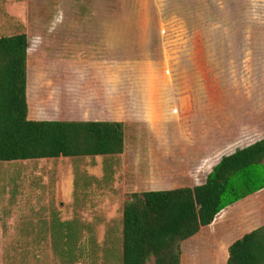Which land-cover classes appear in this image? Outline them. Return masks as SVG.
<instances>
[{
    "label": "rangeland",
    "instance_id": "374dc122",
    "mask_svg": "<svg viewBox=\"0 0 264 264\" xmlns=\"http://www.w3.org/2000/svg\"><path fill=\"white\" fill-rule=\"evenodd\" d=\"M16 33L29 39V119L120 121L125 143L0 162V264H61V221L81 230L75 264H121L131 194L189 184L207 129L264 100V0H0V37Z\"/></svg>",
    "mask_w": 264,
    "mask_h": 264
},
{
    "label": "trees",
    "instance_id": "16d2710c",
    "mask_svg": "<svg viewBox=\"0 0 264 264\" xmlns=\"http://www.w3.org/2000/svg\"><path fill=\"white\" fill-rule=\"evenodd\" d=\"M29 39L0 37V162L115 156L123 152L120 121L31 120L26 98ZM264 138L224 155L194 187L133 192L122 212L121 264H180L181 244L226 207L264 187ZM73 221L51 226L61 264L82 257ZM226 264H264V225L236 240Z\"/></svg>",
    "mask_w": 264,
    "mask_h": 264
},
{
    "label": "crops",
    "instance_id": "0c3cea01",
    "mask_svg": "<svg viewBox=\"0 0 264 264\" xmlns=\"http://www.w3.org/2000/svg\"><path fill=\"white\" fill-rule=\"evenodd\" d=\"M263 96L264 95H262V97ZM258 97L259 96H255V98L252 97L247 99V102L245 101L246 103H241L237 112H230L224 115L222 118V125L215 123L217 125L210 126V128L207 129V138L210 143L209 155L207 154V158L205 159L196 160L197 164L195 167L189 170V184L184 185L185 187L192 188L203 184L207 174L222 156L231 154L236 149L244 148L264 138V100ZM26 98L28 106L27 117L29 119V114L30 116H34L36 113L31 111L33 102L27 92V85ZM153 114L154 112H151V118ZM221 150L226 152L209 165L207 162L209 156ZM263 225L264 187L226 207L215 217L212 223L202 227L197 234L183 241L181 244L180 264H226L228 249L231 244L244 234L262 227ZM83 228H85V225Z\"/></svg>",
    "mask_w": 264,
    "mask_h": 264
}]
</instances>
